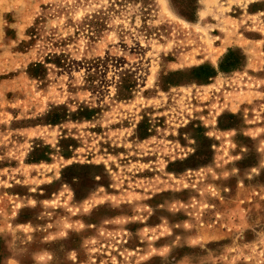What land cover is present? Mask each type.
I'll use <instances>...</instances> for the list:
<instances>
[{
  "label": "rangeland",
  "instance_id": "1",
  "mask_svg": "<svg viewBox=\"0 0 264 264\" xmlns=\"http://www.w3.org/2000/svg\"><path fill=\"white\" fill-rule=\"evenodd\" d=\"M0 264H264V0H0Z\"/></svg>",
  "mask_w": 264,
  "mask_h": 264
}]
</instances>
